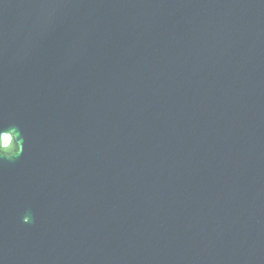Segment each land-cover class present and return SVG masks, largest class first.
Returning <instances> with one entry per match:
<instances>
[{
	"label": "water",
	"instance_id": "1",
	"mask_svg": "<svg viewBox=\"0 0 264 264\" xmlns=\"http://www.w3.org/2000/svg\"><path fill=\"white\" fill-rule=\"evenodd\" d=\"M0 264H264V0H0Z\"/></svg>",
	"mask_w": 264,
	"mask_h": 264
},
{
	"label": "built area",
	"instance_id": "2",
	"mask_svg": "<svg viewBox=\"0 0 264 264\" xmlns=\"http://www.w3.org/2000/svg\"><path fill=\"white\" fill-rule=\"evenodd\" d=\"M8 141H9V137H8V136H4V137H3V143H4L5 145H7Z\"/></svg>",
	"mask_w": 264,
	"mask_h": 264
}]
</instances>
